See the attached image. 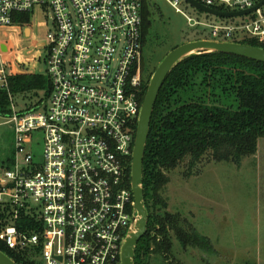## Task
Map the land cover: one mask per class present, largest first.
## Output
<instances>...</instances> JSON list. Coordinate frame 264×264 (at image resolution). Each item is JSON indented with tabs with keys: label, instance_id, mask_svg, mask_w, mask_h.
Here are the masks:
<instances>
[{
	"label": "built area",
	"instance_id": "obj_1",
	"mask_svg": "<svg viewBox=\"0 0 264 264\" xmlns=\"http://www.w3.org/2000/svg\"><path fill=\"white\" fill-rule=\"evenodd\" d=\"M165 1L190 27L208 28L215 39L248 38L264 45V0H194L219 12L254 10L225 19L241 20L227 25L195 21L181 9L184 0ZM143 3L0 0V36L21 35L27 28L15 17L30 14L32 21L37 7L54 28L36 58L45 50L49 100L25 112L12 103L5 117L15 152L11 167L0 174V242L10 250L37 252L39 264H122L135 217L129 168L147 81ZM6 46L8 54L0 47V90L12 102L9 79L16 75V59ZM37 135L44 139L40 161L30 148Z\"/></svg>",
	"mask_w": 264,
	"mask_h": 264
},
{
	"label": "trees",
	"instance_id": "obj_2",
	"mask_svg": "<svg viewBox=\"0 0 264 264\" xmlns=\"http://www.w3.org/2000/svg\"><path fill=\"white\" fill-rule=\"evenodd\" d=\"M153 8L144 0L142 45L147 42ZM16 24L29 26L31 15H17ZM234 43L260 47L248 38ZM143 50V49H142ZM147 75L142 101L156 71ZM38 75L9 79L11 92L43 89ZM49 83V92L51 83ZM8 95L0 90V115L8 116ZM264 138V64L222 53L194 55L177 64L165 81L150 125L143 162L144 201L148 232L140 240L134 264H148L151 253L168 259L173 255V238L183 247L213 252L211 241L198 233L180 214L168 211L165 197L170 175L184 169L188 178L197 166L208 162L241 166L258 152ZM6 167H11V160ZM131 186V166L129 168ZM1 227V226H0ZM1 231V230H0ZM153 247V248H152ZM0 251L17 264H39L33 250H10L0 242ZM148 256V257H147Z\"/></svg>",
	"mask_w": 264,
	"mask_h": 264
},
{
	"label": "rangeland",
	"instance_id": "obj_3",
	"mask_svg": "<svg viewBox=\"0 0 264 264\" xmlns=\"http://www.w3.org/2000/svg\"><path fill=\"white\" fill-rule=\"evenodd\" d=\"M148 1L153 11L147 42L143 48L145 74L149 75L153 72L154 68L158 67L178 46L199 40L222 42L215 39L208 28L190 27L186 19L176 13L165 0ZM181 9L195 21L207 24L227 25L241 21L211 17L187 3H183ZM30 27L33 28L39 42L46 40L49 31H54L51 17L44 13L41 7L35 9L31 24L25 28ZM20 37L23 39L24 31ZM26 37L29 38V35ZM16 40L14 36L8 38L4 35L0 36V44H9L15 50L11 54L16 59L13 63L21 71L30 74L26 76L36 74L45 80L43 89L11 92L12 102L8 96L9 103L6 109L11 111L14 103L17 111L25 112L41 108L48 102L50 81L45 50H42L43 56L40 59L35 61L32 57L27 60V51L31 49V45L24 41L20 48L21 55L17 51ZM30 52L29 56L33 51ZM9 59V56L5 57V62L11 66ZM18 59L27 61L28 64L22 65ZM15 76H18L17 73ZM7 121L5 116L0 115V174L2 175L15 152V134ZM30 148L35 160H42L43 136L37 135L34 145ZM170 178L165 193L169 204L168 211L180 214L188 220L198 233L211 241L214 251L198 249L184 251L182 244L174 237L173 255L164 259L159 254L151 253L148 255V264H264V138L259 140L257 154L246 158L241 166L212 161L202 167L197 166L194 174L189 178L184 175L183 168H178ZM0 226L2 227L1 223Z\"/></svg>",
	"mask_w": 264,
	"mask_h": 264
},
{
	"label": "water",
	"instance_id": "obj_4",
	"mask_svg": "<svg viewBox=\"0 0 264 264\" xmlns=\"http://www.w3.org/2000/svg\"><path fill=\"white\" fill-rule=\"evenodd\" d=\"M188 5L194 9L205 13L209 16L222 18V19H234L242 16H246L254 10L241 12V13H227L219 12L216 10L208 9L194 0H184ZM31 29L27 28L25 34L30 36ZM1 50L3 53L8 54L9 50L5 44H1ZM206 53H222L245 58L248 60L260 62L264 64V49L260 47H253L250 45H243L234 42H220L199 40L188 42L184 45L178 46L173 49L160 63L154 72L148 87V91L142 106L141 115L139 119L137 135L135 140V147L132 158L131 168V184L135 201V217L132 228L128 234L126 242L122 249V264H134L136 259V251L138 244L148 232V212L144 201L143 190V162L145 156L146 145L150 133V125L154 112V107L158 99L161 88L170 75L174 67L182 62L184 59ZM14 59L12 58V62ZM14 69L17 75L26 76L30 75L21 71L15 64ZM33 74V73H31ZM0 264H17L10 259L6 254L0 251Z\"/></svg>",
	"mask_w": 264,
	"mask_h": 264
},
{
	"label": "crops",
	"instance_id": "obj_5",
	"mask_svg": "<svg viewBox=\"0 0 264 264\" xmlns=\"http://www.w3.org/2000/svg\"><path fill=\"white\" fill-rule=\"evenodd\" d=\"M34 32H33V30L31 29V32H30V36H29V38L28 37H26V34H25V31H24V37H23V39H21V37H20V35L19 34H16L15 35V37H18V39L16 40V38L14 37V39L16 40V44L18 45V52H20V54L22 55V53H21V46H22V44L24 43V41H26V42H28L30 45H31V49H29L28 51H27V54H28V57L27 58H32L33 57V59L36 61L37 59V56H38V53H37V50H38V47H40V46H42L40 43L41 42H39L37 39H36V37H35V35L33 34ZM9 35V34H8ZM8 35H5L6 36V38H8ZM29 35V34H28ZM33 51V53H32V55H30L29 56V54L31 53L30 51ZM14 51L15 50H13L12 49V53H14ZM36 51V52H35ZM15 54H16V52H15ZM16 56V55H15ZM17 57V56H16ZM18 58V57H17ZM26 58V59H27ZM27 63V62H26ZM28 64V63H27Z\"/></svg>",
	"mask_w": 264,
	"mask_h": 264
},
{
	"label": "flooded vegetation",
	"instance_id": "obj_6",
	"mask_svg": "<svg viewBox=\"0 0 264 264\" xmlns=\"http://www.w3.org/2000/svg\"><path fill=\"white\" fill-rule=\"evenodd\" d=\"M40 44H41L43 47L45 46V44H44V43H40ZM43 47H42V48H43ZM38 49H40V47H38ZM35 52H36V51H35Z\"/></svg>",
	"mask_w": 264,
	"mask_h": 264
}]
</instances>
